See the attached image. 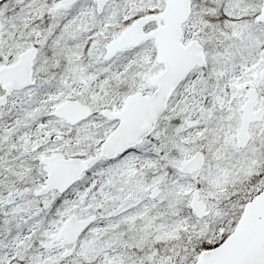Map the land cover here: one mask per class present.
<instances>
[{"label":"snow or ice","instance_id":"obj_1","mask_svg":"<svg viewBox=\"0 0 264 264\" xmlns=\"http://www.w3.org/2000/svg\"><path fill=\"white\" fill-rule=\"evenodd\" d=\"M0 264H264V0H0Z\"/></svg>","mask_w":264,"mask_h":264}]
</instances>
